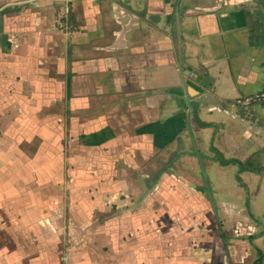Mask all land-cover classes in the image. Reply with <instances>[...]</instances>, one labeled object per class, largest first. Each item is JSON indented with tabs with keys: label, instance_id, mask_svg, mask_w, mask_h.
I'll list each match as a JSON object with an SVG mask.
<instances>
[{
	"label": "crops",
	"instance_id": "crops-1",
	"mask_svg": "<svg viewBox=\"0 0 264 264\" xmlns=\"http://www.w3.org/2000/svg\"><path fill=\"white\" fill-rule=\"evenodd\" d=\"M263 89L264 0H0V264H264Z\"/></svg>",
	"mask_w": 264,
	"mask_h": 264
},
{
	"label": "rangeland",
	"instance_id": "rangeland-1",
	"mask_svg": "<svg viewBox=\"0 0 264 264\" xmlns=\"http://www.w3.org/2000/svg\"><path fill=\"white\" fill-rule=\"evenodd\" d=\"M36 140V142L38 143V141H41L42 140V138L41 137H38L37 139H35ZM33 146V145H32ZM55 155H59V154H54V155H52V154H49V153H44L43 151H41L39 154H38V161H40V162H44V161H47V159H49V158H51V157H54ZM59 160V159H58ZM53 174H54V176L56 177V178H58V177H60V171L58 170V169H55V170H53ZM24 176H28V174H27V170H26V172H25V174H24ZM37 182H39L38 181V179H37ZM44 188H47V187H44Z\"/></svg>",
	"mask_w": 264,
	"mask_h": 264
},
{
	"label": "built area",
	"instance_id": "built-area-1",
	"mask_svg": "<svg viewBox=\"0 0 264 264\" xmlns=\"http://www.w3.org/2000/svg\"><path fill=\"white\" fill-rule=\"evenodd\" d=\"M249 103H264V89L256 94H253L247 98Z\"/></svg>",
	"mask_w": 264,
	"mask_h": 264
},
{
	"label": "water",
	"instance_id": "water-1",
	"mask_svg": "<svg viewBox=\"0 0 264 264\" xmlns=\"http://www.w3.org/2000/svg\"><path fill=\"white\" fill-rule=\"evenodd\" d=\"M193 77L196 78L197 81H199L200 78L202 77V74H200L197 71H195Z\"/></svg>",
	"mask_w": 264,
	"mask_h": 264
}]
</instances>
